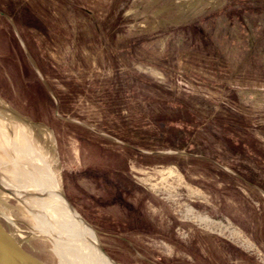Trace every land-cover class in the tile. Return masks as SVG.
<instances>
[{
	"label": "rangeland",
	"instance_id": "374dc122",
	"mask_svg": "<svg viewBox=\"0 0 264 264\" xmlns=\"http://www.w3.org/2000/svg\"><path fill=\"white\" fill-rule=\"evenodd\" d=\"M22 122L115 264H264V0H0V220L58 264Z\"/></svg>",
	"mask_w": 264,
	"mask_h": 264
},
{
	"label": "bare ground",
	"instance_id": "6f19581e",
	"mask_svg": "<svg viewBox=\"0 0 264 264\" xmlns=\"http://www.w3.org/2000/svg\"><path fill=\"white\" fill-rule=\"evenodd\" d=\"M5 127H9L8 122ZM16 129V138L12 137L13 135L7 137L4 134L3 136L4 141L8 144L9 151L17 155L13 159L14 165L10 168L18 175V182L21 185L17 186L15 190L18 191L20 197L31 195L25 190L27 184L21 182V180L27 179L32 181L39 195H45V197L37 198L34 207H31V209L38 215L37 220L41 218L40 221L44 224L42 231L44 230L59 241L56 244V248L61 249L58 264H115L98 248L96 237L90 227H86L66 205L58 178L53 172L45 153H42L41 145L38 144L39 142L31 130V124L22 122L16 126ZM11 133H13V130H11ZM24 142L28 144L27 149L24 148V145H21ZM45 142L48 143L46 146L49 149L51 137ZM1 168L3 167L1 166ZM1 175L0 170L1 188L10 190L11 187H14L9 188L2 184ZM51 222L55 227L54 229Z\"/></svg>",
	"mask_w": 264,
	"mask_h": 264
},
{
	"label": "water",
	"instance_id": "95a60500",
	"mask_svg": "<svg viewBox=\"0 0 264 264\" xmlns=\"http://www.w3.org/2000/svg\"><path fill=\"white\" fill-rule=\"evenodd\" d=\"M64 198V197H63ZM64 201L70 211L76 215V217L85 225L90 227L94 232V229L67 203ZM98 248L105 254L102 248L97 242ZM106 255V254H105ZM106 257H108L106 255ZM108 259H110L108 257ZM111 260V259H110ZM115 263V262H114ZM0 264H57L43 260L32 251L27 249L22 243L9 232L0 220Z\"/></svg>",
	"mask_w": 264,
	"mask_h": 264
}]
</instances>
